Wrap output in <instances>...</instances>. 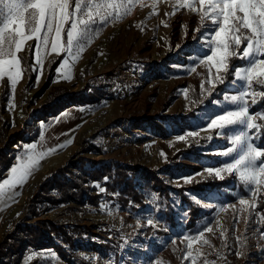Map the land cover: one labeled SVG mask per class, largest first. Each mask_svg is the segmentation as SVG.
I'll return each instance as SVG.
<instances>
[{
	"label": "rangeland",
	"instance_id": "374dc122",
	"mask_svg": "<svg viewBox=\"0 0 264 264\" xmlns=\"http://www.w3.org/2000/svg\"><path fill=\"white\" fill-rule=\"evenodd\" d=\"M104 2L121 5L122 18H110L79 55L76 48L72 54L53 53L55 32L49 34L47 47L42 32L38 52L33 53L38 42L32 39L18 53L22 72L15 88L7 76L0 77V182L9 177L18 161L25 163L29 156L39 159L23 186L4 187L14 192L12 197L3 198L0 191V244L19 225L47 220L86 228L73 248L85 264H191L192 258L195 264H264V238L259 235L264 232L260 219L264 207H257L246 230L247 214L237 211L243 207L238 198H250L244 185L235 174L224 173L220 180L205 171L228 159L218 153L231 145L229 137L234 134L219 135V130L207 129V124L224 109L236 107L230 97L239 95L241 87L239 81L231 83V71L219 73L224 83L212 87L208 80L215 83V66L193 63L211 54L205 43L211 33L202 37L194 31L201 27L199 4L194 13L181 9L179 0ZM62 36L66 45V31ZM234 50L235 46L227 59L230 70L246 64L231 54ZM192 68L195 71H189ZM53 86L64 92L48 102ZM253 89L264 90L255 84ZM247 99L251 105V97ZM257 100L249 109L252 113L264 109V98ZM255 122L264 124V120ZM188 132L197 135L188 136ZM253 133L255 130H249ZM180 135L185 139L178 140ZM68 140L72 142L68 144ZM254 142L264 145V135ZM61 144L65 146L59 149ZM31 145L35 147H24ZM76 158H81L75 164L78 173L108 162L139 168L130 171L128 178L142 196V204H121L116 192H105L101 183L108 179L103 178L90 183L95 188L92 193L101 194L95 205L67 210L60 206L23 221L25 205L37 194L39 184ZM143 169L153 175L144 177ZM152 176L163 181L165 190ZM187 176L193 179L186 184ZM258 195L264 202V192ZM232 204L236 207L229 206ZM234 217L239 220L235 231ZM148 220L155 226L148 225ZM209 221L215 235L205 232L193 243L192 257L185 259L187 241L182 242V237L196 235ZM203 239L212 247L202 246ZM236 251L241 253L239 257ZM74 261H66L50 246L24 249L17 263L11 264H76Z\"/></svg>",
	"mask_w": 264,
	"mask_h": 264
},
{
	"label": "snow or ice",
	"instance_id": "6c2138e0",
	"mask_svg": "<svg viewBox=\"0 0 264 264\" xmlns=\"http://www.w3.org/2000/svg\"><path fill=\"white\" fill-rule=\"evenodd\" d=\"M129 3H132V0H129ZM197 3L201 27L194 31L201 33L202 37L206 33H211L205 40L211 54L206 53L202 60H194L193 63L206 62L210 66H215L217 73L215 83L208 80L212 87H215L216 83H224V78L219 73L230 71L234 73L231 83L236 84L239 81L241 87L239 95L230 97L236 107L224 109L207 124V129L219 130V135L234 134L229 137L231 145L218 153L228 159L221 161V166H210L205 171L209 176L220 180L225 178L224 173L235 174L238 182L244 185L245 194L250 198L239 197V204L243 207L237 211L247 214L245 218L247 230L249 222L254 220L258 207L257 200L261 199L258 194L264 192V145L254 142L264 135L261 132L264 124L255 122L264 120V109L254 113L249 110L257 104L258 97L264 98V90L253 89L254 84L264 89V0H179V7L197 13ZM120 7L119 4L104 2V0H72L71 4L70 0H0V77L7 76L12 88H15L17 78L22 72L18 53L23 51L24 43L32 39L38 42L33 53L38 52L42 32L45 47L49 42V34L55 32L51 41L53 53L72 54L73 48H76V54L79 55L84 50L85 44L90 43L91 39L99 34L101 26L105 25L110 18L113 20L122 18ZM123 14H127V9ZM206 20L211 21V24H205ZM65 25H68L67 29ZM242 29L247 31L243 32ZM65 31L66 45L63 43L62 36ZM233 46L235 50L231 54L246 61V64L230 70L227 59ZM189 71H195V69L192 68ZM211 91L212 89L209 88V94ZM249 96L251 105L247 99ZM249 130H255V133L250 135ZM187 135L195 136L197 133L188 132ZM177 139L184 140L185 136L180 135ZM208 139L212 137L209 136ZM71 142V140L67 141L68 144ZM64 146L61 144L59 149ZM24 147L27 149L35 146ZM44 155L42 153L41 158H44ZM38 165L39 159L33 160L31 156L25 163L18 161V165L10 169L9 177L0 182V191H3L6 185L12 189L23 186ZM192 179V176L184 177V183H190ZM229 206L236 207L235 204ZM205 207H211V205H205ZM223 210L224 208L221 207L220 211ZM260 219L264 221V215H261ZM147 223L155 226L152 220H148ZM238 223L239 220L234 217L233 231ZM225 231L227 229L221 231L219 235L223 237ZM205 232L215 235L211 221L196 235L182 237V242L187 241L185 259L192 257L193 243L200 241ZM259 235L264 238V232H260ZM203 245L212 247L208 239H203ZM196 251L199 254V249ZM235 255L239 257L241 253L236 251ZM191 264H195V258H192ZM205 264L208 262L205 261ZM213 264H215L214 261Z\"/></svg>",
	"mask_w": 264,
	"mask_h": 264
},
{
	"label": "trees",
	"instance_id": "16d2710c",
	"mask_svg": "<svg viewBox=\"0 0 264 264\" xmlns=\"http://www.w3.org/2000/svg\"><path fill=\"white\" fill-rule=\"evenodd\" d=\"M64 89L60 86H53L48 102H51L57 95H61ZM264 131V128H262ZM81 158L71 159L65 165L55 169L49 177L44 179L38 186V191L25 205L24 220L33 219L42 216L52 209L64 206V210L78 208L84 204L95 205L100 193L95 191L94 186L90 183L101 181L107 178L101 185L104 186L105 192H116L121 204L130 203L132 207L142 204V196L138 194L132 178H128L130 171L140 170L134 166H113L112 163H106L94 168H83L84 162L80 163L81 172L74 171L75 164ZM74 166V167H73ZM144 177L153 175L148 169H143ZM66 175V176H65ZM152 180L165 190L163 181L156 176ZM89 195V196H88ZM259 209L264 207L262 199L258 200ZM84 226L76 224L61 225L51 223L47 220H39L34 224L24 223L17 227L16 233L4 238L0 244V264L17 263L22 250L27 248L42 249L50 246L57 248L59 254L66 260L76 264H85L74 250L78 242L77 237L86 232Z\"/></svg>",
	"mask_w": 264,
	"mask_h": 264
},
{
	"label": "bare ground",
	"instance_id": "6f19581e",
	"mask_svg": "<svg viewBox=\"0 0 264 264\" xmlns=\"http://www.w3.org/2000/svg\"><path fill=\"white\" fill-rule=\"evenodd\" d=\"M12 194H14V192L10 189H3V198H7V197H12ZM3 202V200H0V206H1V203Z\"/></svg>",
	"mask_w": 264,
	"mask_h": 264
}]
</instances>
